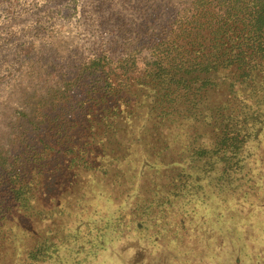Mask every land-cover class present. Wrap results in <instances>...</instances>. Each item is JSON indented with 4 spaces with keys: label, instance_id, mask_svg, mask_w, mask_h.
<instances>
[{
    "label": "trees",
    "instance_id": "trees-1",
    "mask_svg": "<svg viewBox=\"0 0 264 264\" xmlns=\"http://www.w3.org/2000/svg\"><path fill=\"white\" fill-rule=\"evenodd\" d=\"M173 2L155 39L125 37L13 108L0 264H179L226 225L228 264L248 254L264 220V0Z\"/></svg>",
    "mask_w": 264,
    "mask_h": 264
},
{
    "label": "rangeland",
    "instance_id": "rangeland-1",
    "mask_svg": "<svg viewBox=\"0 0 264 264\" xmlns=\"http://www.w3.org/2000/svg\"><path fill=\"white\" fill-rule=\"evenodd\" d=\"M178 10L166 0H0V144L8 141L10 116L24 92L40 89L47 79L69 78L98 52L122 53L125 37L138 43L155 39ZM26 46H33L27 57L21 50ZM251 226L257 240L245 257H232L234 264H264V220L253 219ZM224 231L239 247L238 230L222 226L212 248L177 250L179 264H228L224 244H234L219 239Z\"/></svg>",
    "mask_w": 264,
    "mask_h": 264
}]
</instances>
